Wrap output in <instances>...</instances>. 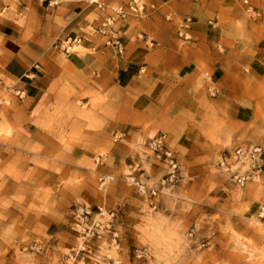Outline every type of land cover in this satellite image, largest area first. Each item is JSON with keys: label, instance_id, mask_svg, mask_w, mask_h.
<instances>
[{"label": "rangeland", "instance_id": "rangeland-1", "mask_svg": "<svg viewBox=\"0 0 264 264\" xmlns=\"http://www.w3.org/2000/svg\"><path fill=\"white\" fill-rule=\"evenodd\" d=\"M143 1L142 13L121 20L137 29L132 40L139 47L191 40L181 30L187 10L161 12L154 0ZM206 1L203 32L210 43L207 58L197 61L200 73L190 79L164 69L158 89L139 100L126 89L105 90L94 71L65 76L53 102L27 116L6 91L16 83L4 80L0 264H264V0H249L256 15L242 0L199 2ZM6 2L13 11L18 0ZM28 15L17 14L18 23ZM82 31L98 43L106 39L90 26ZM83 51L79 42L60 52L63 73L70 70L65 57ZM113 130L121 138L114 140ZM158 131L166 133L178 172L151 199L125 177L138 164L141 179L158 185L167 162L147 147ZM250 144L262 147L263 162L258 177L240 186L233 173L248 164L237 163L233 149ZM79 206L90 210L88 223H99L92 235L76 225Z\"/></svg>", "mask_w": 264, "mask_h": 264}, {"label": "crops", "instance_id": "crops-1", "mask_svg": "<svg viewBox=\"0 0 264 264\" xmlns=\"http://www.w3.org/2000/svg\"><path fill=\"white\" fill-rule=\"evenodd\" d=\"M140 1L145 4L143 0ZM199 1L173 0L166 5L164 0H154L161 7V12H168L167 7H171L176 11L180 9L181 12L187 10L191 14L185 16L186 20L181 28L191 40H182L185 44L179 47L177 38L173 41L168 38L153 43L155 46L159 44L153 50H145L139 47V42L132 40L137 29L121 22V19H116L111 29H104L114 36L97 31L102 21L113 15V4L119 5L121 0H103L104 7L87 0H56L49 3L48 0H31L28 7L22 0H18L13 11H9V2L0 0V12H6V15H0V89L7 88L3 84L5 79L14 81V89L8 88L6 91H20L22 97L16 95L13 101L25 115L33 116L50 100L53 102V93L59 91L60 80H64L67 75L69 78L72 75L87 77L97 71V81L105 90L121 93L126 89L137 93L136 100L146 97L143 91L158 89L164 69H174L191 79L200 73L198 59H206L209 54L207 45L210 42L203 32L206 25L203 15L208 7L206 4L209 3ZM24 12L29 13L28 17L23 23H18L17 14ZM88 26L106 39L99 43L89 39V35L82 31ZM118 34L121 36L122 49L114 44ZM73 36L83 37L80 42L85 51L65 57L70 70L63 73L64 60L60 57V52L66 53L54 48L53 43ZM33 65L35 71L31 70ZM139 68L146 69L147 75L141 76ZM148 105L152 107L155 103L152 105L151 101ZM138 106L140 107L139 104ZM123 152L122 149V154L127 151ZM111 157L115 159L114 154Z\"/></svg>", "mask_w": 264, "mask_h": 264}, {"label": "built area", "instance_id": "built-area-1", "mask_svg": "<svg viewBox=\"0 0 264 264\" xmlns=\"http://www.w3.org/2000/svg\"><path fill=\"white\" fill-rule=\"evenodd\" d=\"M91 3H95L99 7H104L103 0H90ZM243 4L246 6L247 12L251 15L258 14V10L254 7L249 0H242ZM113 15L107 16L102 23L99 25L97 31L104 33L105 28H112L113 22L116 19L124 20L128 16L133 15L137 16L142 13L144 10V3L140 0H129L126 3H122L112 7ZM113 35L110 31L107 33ZM82 36H73L67 37L63 41L53 43L54 48H59L63 52L68 53L69 49L74 43H78L81 41ZM118 49H122V44L118 37H116V41L114 43ZM15 95L19 98L22 97V93L20 91H15ZM114 140L121 138L122 133L119 131L111 132ZM147 147L152 153H154L157 159H164L167 162V171L165 175L161 178L158 185H148L141 179V174H138L140 168L138 164H133L130 167V170L126 174L125 181L128 185L132 186L138 194L144 197H149L151 199H155V197L159 193V187L167 185L168 183H173L177 179L178 172V163L172 151L167 146V136L164 131L156 132L152 137H150L147 141ZM233 155L236 159L237 163L248 164V168L243 172L238 173L235 172L234 180L240 186H243L246 182L255 179L258 177L259 172L261 170V163L263 162V149L260 145L250 144L246 146H237L233 149ZM109 180L112 179V176H106ZM104 176H101L103 179ZM150 206L152 209L157 207V203L153 200L150 201ZM90 214V210L86 206H79L75 209L74 219L76 221V225L81 228L83 232H86L85 235L94 234L93 227H98L99 223H96L92 220L88 223L85 218Z\"/></svg>", "mask_w": 264, "mask_h": 264}]
</instances>
